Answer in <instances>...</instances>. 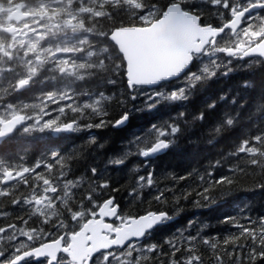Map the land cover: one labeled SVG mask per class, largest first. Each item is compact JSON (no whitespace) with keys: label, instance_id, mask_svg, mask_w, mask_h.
I'll list each match as a JSON object with an SVG mask.
<instances>
[{"label":"snow or ice","instance_id":"obj_1","mask_svg":"<svg viewBox=\"0 0 264 264\" xmlns=\"http://www.w3.org/2000/svg\"><path fill=\"white\" fill-rule=\"evenodd\" d=\"M240 61L264 63V0H0V141L36 132L119 128L134 114L186 103L209 81L230 75ZM42 74L62 87L43 93L39 104L14 102L42 82ZM117 80L125 83L126 94L74 87L77 81H94L99 88ZM169 82L178 86L170 88ZM219 100L234 108L213 130L243 124L246 133L228 154L236 160L228 168L231 175L217 176L215 169L223 165L216 161L199 176L197 205L215 203L210 192L217 187L231 191L234 177L248 175V166L264 173V88L251 104L227 93ZM216 106L209 102L192 119L205 120ZM117 108L118 117L110 118ZM69 112L71 119L62 120ZM185 115L181 111L134 134L103 171L87 169L86 179L69 177V160L58 149L49 154L51 162L33 166L0 159V218L9 221L0 226V264H264V215L253 219L245 213L243 221L225 216L222 223L237 231L212 238L200 227L193 231L196 222L190 220L162 242H151L157 227L173 216L162 208L135 215L121 208L115 195L121 189L112 184L108 168L118 169L133 157L146 170L134 179L128 193L133 200L165 204L171 193L178 205L191 195L187 188L177 193L175 183L159 187L151 160L183 135ZM95 139L90 136L89 144ZM257 186L264 189V182ZM145 188L156 189L151 201ZM13 213L19 225L10 222ZM205 247L211 250L207 259Z\"/></svg>","mask_w":264,"mask_h":264},{"label":"trees","instance_id":"obj_2","mask_svg":"<svg viewBox=\"0 0 264 264\" xmlns=\"http://www.w3.org/2000/svg\"><path fill=\"white\" fill-rule=\"evenodd\" d=\"M248 61L250 62V60ZM233 63L236 64L235 61ZM42 75L44 76H42L40 87L36 86L37 91H40V93L52 91L54 87H62L58 82L53 83L49 80L45 74ZM245 83L251 84L252 87L245 88L243 86ZM81 84H84L88 90H102L105 95L113 97L127 93L123 80H117L115 84H104L99 88L94 81L87 83L78 81L74 87ZM167 86L173 88L177 87V84L173 82L168 83ZM261 88H264V63L249 66L245 61H240L230 75L209 81L205 88L198 89L186 103L162 104L154 110L134 114L127 124L121 128L109 126L103 129H92L91 132L82 131L77 134L71 133L60 136H53L48 133L44 135L39 132L31 136L16 135L0 144V159L22 162L26 166H33L38 160L51 162L49 154L58 149L69 160L71 166L69 177L79 179L84 176L86 179L87 169L97 167L103 171L108 159L118 155L123 150L126 141L134 134H139L149 125L183 111L186 114L185 119L189 122L183 135L176 140L169 150L153 159L152 163L154 165V176L160 179L159 187L164 185L171 187L175 183L177 193L187 188L191 192L187 200L181 199L177 205L172 200L171 193H167L169 201L165 204H158L154 201L145 203L140 198L133 200L128 193L133 187L134 179L139 174L146 172L141 166V159L138 157L130 158L125 165L120 166L118 169L109 166L108 176L111 178L112 184L121 189L115 195L126 215H135L145 208L151 207L153 209L162 208L173 216V222L154 231L151 242H162L166 237L175 233L177 229L185 228L190 220L196 222L193 231L196 227H200L202 234L209 238L214 237L216 234L223 237L237 231L230 224L222 223L225 216H233L237 220L243 221L245 213L253 219L264 215V189L257 186L264 182V173L255 169L254 166H248V175L237 173L238 178L234 177L236 183L231 186V191H228L227 188L217 187L210 192L215 203L208 205L203 200H200L199 205L193 203L194 200L200 199L196 195V192L200 190L197 187L199 176L211 170L216 161H221L223 165V167L218 166L215 169L217 176L222 174L231 175L228 168L236 160L228 154L235 151L238 140L242 139L246 133L243 124L226 132L217 133L213 130L220 121L222 114L226 110L234 108L227 101H220L219 97L221 94L227 93L230 97L233 95L244 97L251 104L255 101ZM32 94L34 95L28 90L24 91L22 93L23 101L31 103L34 99ZM16 100L14 98V102ZM213 100L217 101V106L214 110H208L205 120L192 119L194 115L206 110V105ZM119 111L118 108L115 109L110 118L118 117ZM248 111L251 113L252 107H249ZM72 115L67 113V116L61 117V119L70 120ZM95 122L97 121L94 119L93 123ZM90 136L96 138L94 143L89 144ZM97 145H103V147H97ZM224 157L228 158L224 159ZM241 163L243 164V162ZM41 170L43 169H38V171ZM189 173H191L190 176H188ZM173 174L177 177L188 176V178L174 181L172 179ZM155 191V188H145V199L151 201V196ZM225 192H227V195L224 194ZM6 210L12 211L10 206ZM14 217L15 213L10 218V222L19 225L20 221ZM8 222L0 218V226H4ZM202 251L206 259L211 255V250L206 247Z\"/></svg>","mask_w":264,"mask_h":264},{"label":"rangeland","instance_id":"obj_3","mask_svg":"<svg viewBox=\"0 0 264 264\" xmlns=\"http://www.w3.org/2000/svg\"><path fill=\"white\" fill-rule=\"evenodd\" d=\"M42 76H44V75H42ZM39 79V78H38ZM52 81V80H51ZM53 83H55V81H52ZM78 82V81H77ZM76 82V83H77ZM35 85H37V86H39L40 87V83H36V84H34L33 86H35ZM32 86V87H33ZM178 86V85H177ZM31 87V88H32ZM61 87V86H60ZM30 88V89H31ZM43 93H40V91H38V92H36L35 93V98L34 99H36L35 101H33L32 100V102L31 103H26V104H33V103H35V104H39L40 103V100H39V97L42 95ZM80 99H83V97H81ZM64 103H69L68 101H61L60 102V104H64ZM48 107L51 109V108H56V107H58V105H53V104H49L48 105ZM70 113V112H69ZM72 114V113H71ZM53 115H56V113H53ZM48 117H45V119H47ZM82 132V131H81ZM81 132H77V133H81ZM40 133V132H39ZM47 133L48 134H51V133H49V132H44V133H42V134H44V135H47ZM72 134H77V133H73V132H71ZM63 134H65V133H60L59 135H53V134H51V135H53V136H60V135H63Z\"/></svg>","mask_w":264,"mask_h":264},{"label":"flooded vegetation","instance_id":"obj_4","mask_svg":"<svg viewBox=\"0 0 264 264\" xmlns=\"http://www.w3.org/2000/svg\"><path fill=\"white\" fill-rule=\"evenodd\" d=\"M30 93H36L37 92V89H36V86H33L31 89L28 90ZM23 93V92H22ZM22 93L18 94V97L16 99H22L23 95ZM24 103V102H23Z\"/></svg>","mask_w":264,"mask_h":264},{"label":"water","instance_id":"obj_5","mask_svg":"<svg viewBox=\"0 0 264 264\" xmlns=\"http://www.w3.org/2000/svg\"><path fill=\"white\" fill-rule=\"evenodd\" d=\"M246 59H252V58H246ZM126 124H127V123H126ZM126 124H125V125H126ZM125 125H123V126H121V127H124ZM121 127H119V128H121ZM7 139H8V138H6V139L0 141V144H2V143H3L5 140H7ZM164 153H165V152H164ZM164 153H162V154H164ZM162 154H159V155H157V156L152 157L151 160L155 159L156 157H158V156H160V155H162ZM158 227H159V226H158ZM158 227H157V228H158Z\"/></svg>","mask_w":264,"mask_h":264}]
</instances>
